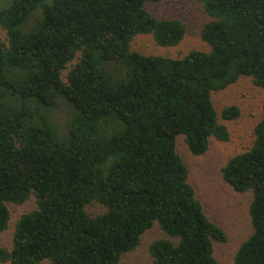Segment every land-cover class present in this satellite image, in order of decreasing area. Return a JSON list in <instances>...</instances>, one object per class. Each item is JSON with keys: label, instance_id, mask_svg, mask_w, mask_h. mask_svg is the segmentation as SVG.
<instances>
[{"label": "trees", "instance_id": "1", "mask_svg": "<svg viewBox=\"0 0 264 264\" xmlns=\"http://www.w3.org/2000/svg\"><path fill=\"white\" fill-rule=\"evenodd\" d=\"M157 1L13 0L0 10V233L8 202L37 203L18 220L13 248L0 245V263L120 264L158 223L167 237L151 244L152 264H219L214 241L226 232L206 215L176 138L205 154L211 137H230L212 93L242 76L264 89V0H195L212 18L201 33L210 50L182 58L131 48L138 34L163 47L182 41L181 20L145 8ZM60 100L73 111L65 136L52 119ZM255 136L222 168L236 191L253 193L252 234L235 264H264V114ZM92 201L107 211L90 215Z\"/></svg>", "mask_w": 264, "mask_h": 264}, {"label": "rangeland", "instance_id": "2", "mask_svg": "<svg viewBox=\"0 0 264 264\" xmlns=\"http://www.w3.org/2000/svg\"><path fill=\"white\" fill-rule=\"evenodd\" d=\"M51 0H45L49 3ZM13 0H0V10L11 5ZM145 8L158 19H179L186 26L182 41L176 46L163 47L156 43L151 34H138L131 42L132 50L145 55H162L182 58L193 50L209 51L210 47L202 39L205 25L212 19L202 3L195 0H159L147 2ZM41 17V10L35 11L24 23V29L30 30ZM0 37L8 42L6 29L0 25ZM77 59L69 63L63 71L67 79L69 69ZM218 120L225 124L230 133L226 141L211 137L209 149L205 154L194 155L190 152L184 135L176 138V149L189 169V182L194 186L197 197L203 204L206 215L220 225L226 232L225 242L214 241L215 257L219 264H235V255L241 244L252 234L249 207L253 199L251 191L240 193L229 185L222 176V168L237 154L248 151L255 141V127L264 114V89L255 85L248 76L240 77L235 83L223 90L212 93ZM230 106L239 108V115L225 119L223 110ZM73 111L63 101L52 110V119L65 136L68 124L72 121ZM11 220L8 228L0 233V245L8 249L14 246V234L18 220L37 207L35 195L24 203L8 202ZM87 212L96 216L107 211V207L98 201L86 206ZM166 233L156 223L141 236L140 244L132 251L122 255L120 264H152L151 244ZM9 264V263H0Z\"/></svg>", "mask_w": 264, "mask_h": 264}]
</instances>
